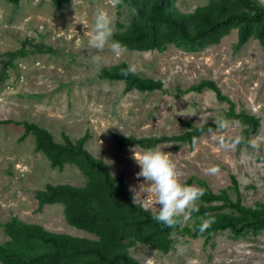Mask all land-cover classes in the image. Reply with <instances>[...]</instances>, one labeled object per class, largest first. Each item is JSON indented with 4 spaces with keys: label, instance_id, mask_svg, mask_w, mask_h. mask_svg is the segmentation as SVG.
Here are the masks:
<instances>
[{
    "label": "rangeland",
    "instance_id": "374dc122",
    "mask_svg": "<svg viewBox=\"0 0 264 264\" xmlns=\"http://www.w3.org/2000/svg\"><path fill=\"white\" fill-rule=\"evenodd\" d=\"M206 2L171 0V5L192 11ZM133 8L126 0L116 8L107 0H65L60 4L0 0V243L8 242L7 246L24 254L48 246L9 228L7 222L13 215L50 231L98 238L95 231L67 220L60 202H37L34 190L45 183L84 184L86 176L73 160L64 161L61 167L51 165L34 147L33 131L24 130L25 120L46 127L55 141H62L63 136L80 138L90 155L101 159L113 176H121L130 198L149 211L158 210L159 205L150 194L138 192L143 178L137 179L140 168L132 158L134 151L148 148L169 156L181 183L202 188L197 177L213 191L225 189L232 199L237 190L244 204L253 206L264 200V49L260 41L250 33L236 44L235 27H228L215 41L191 48L164 39L159 48L124 43L126 51L120 57L107 46L98 53L88 49L98 9L109 12L117 33L127 26ZM121 63L135 64L139 75L158 80L159 86L123 88L122 79L99 74L103 66ZM202 78L212 79L228 99L217 98L207 86L199 90L189 87ZM229 101L235 111L244 109L258 117L256 130L247 139L261 142L259 152L247 144L235 151L219 148L214 137L234 136L243 124L226 114ZM190 112L196 114H180ZM217 116L229 122L223 133H217L214 126L190 140L177 137L190 124L213 121ZM116 134L158 139L118 143ZM211 165L219 167L218 174H205ZM193 175L196 177L188 179ZM116 211L129 213L120 207ZM194 219L193 214L186 222L181 218V224L192 225ZM124 225L118 227L116 238L110 233L107 245L120 243L141 264H264V228L234 234L226 227L207 238L200 231L196 235L160 231L147 238L141 234V238L132 224ZM87 258L80 257L79 264H86ZM0 264L8 263L0 259Z\"/></svg>",
    "mask_w": 264,
    "mask_h": 264
},
{
    "label": "trees",
    "instance_id": "16d2710c",
    "mask_svg": "<svg viewBox=\"0 0 264 264\" xmlns=\"http://www.w3.org/2000/svg\"><path fill=\"white\" fill-rule=\"evenodd\" d=\"M17 1V0H14ZM60 4L65 0H51ZM136 9L135 15L130 14L127 26L120 32L113 34V39L127 45H141L143 48H159L164 39H170L177 45L187 48L195 47L211 41L228 27H235L236 44L248 34H253L260 41L264 49V4L260 0H207L203 5L196 6L192 11L179 10L171 5V0H126ZM125 63L103 66L99 74L108 78H120L123 88L131 85L142 89H151L159 86V81L149 77L120 75ZM207 86L212 89L217 98L228 99L219 90L210 78L198 79L190 84V88L200 89ZM232 102L226 114L236 117L242 126L239 128L248 137L256 130L258 117L253 112L239 109L235 111ZM183 121L190 124L188 119ZM216 126L213 121L205 120L200 124H190L177 137L190 140L191 136L202 130ZM24 130H32L34 147L40 149L47 156L51 165L61 167L64 161H75L86 176L84 184L67 182L45 183L43 188L35 189L34 195L38 203L58 201L67 220L81 227L89 228L98 234L97 239H90L73 234L54 232L45 229L33 222H25L13 215L7 222L9 228L16 232H25L42 243L48 244L40 251L24 254L19 249L11 248L6 243H0V259L8 264H79L80 257L88 255L86 264H141L127 254L120 243L110 242L118 235V227H125V223L136 228L138 237L147 238L157 232H188L195 234L203 219L215 218V223L206 231L205 238L212 232L229 228L234 234L247 229L257 232L264 228V200L249 205L239 201L238 191L232 199L225 189L211 190L206 182L196 177L197 182L204 188L205 194L199 200V211L192 213L195 217L192 225L179 223L175 228H167L152 219V211L130 198L129 189L120 175L113 176L107 165L98 158L90 155L81 145L80 138L70 140L63 136L62 141H55L50 137L46 127L31 121H24ZM116 141L156 140L158 137H136L132 134H116ZM136 137V138H135ZM151 142V141H150ZM149 142V144H150ZM233 186L236 189L234 175H231ZM110 198H112L110 202ZM213 200H217L214 202ZM117 206V207H116ZM126 208L129 213L123 215L116 209ZM227 208V209H225ZM153 231L150 233L149 229ZM141 237V238H142Z\"/></svg>",
    "mask_w": 264,
    "mask_h": 264
},
{
    "label": "clouds",
    "instance_id": "9594fccd",
    "mask_svg": "<svg viewBox=\"0 0 264 264\" xmlns=\"http://www.w3.org/2000/svg\"><path fill=\"white\" fill-rule=\"evenodd\" d=\"M111 8H116L123 4V0H107ZM264 4V0H260ZM133 15L136 9H132ZM113 21L109 12L105 9H98L94 14V23L87 40L88 49L94 52L103 51L106 46L117 57L122 56L126 51V46L121 42L113 40ZM98 59V57H96ZM138 68L135 64L129 65L126 69L120 70V75H136ZM191 116L196 112L180 113ZM200 119H205L200 117ZM217 133H223L229 127V122L222 116H217L213 120ZM211 132V129L209 130ZM221 150L235 151L241 144H247L254 151H260L261 142L256 139H247L241 131L234 136L218 134L214 137ZM195 143V140H193ZM132 158L139 165L140 170L135 174L137 179L143 178L139 184V191L150 194L154 197V203L159 205L158 210L152 212V219L167 228H175L183 221L191 219L192 213L198 212V202L204 196L205 189L193 185L181 183L177 176L175 163L169 156L155 148H148L143 152H133ZM220 171L216 165H211L205 169L206 175H216ZM215 223L214 217L203 219L199 225V231L204 232Z\"/></svg>",
    "mask_w": 264,
    "mask_h": 264
}]
</instances>
